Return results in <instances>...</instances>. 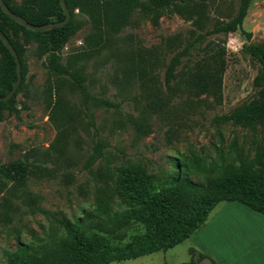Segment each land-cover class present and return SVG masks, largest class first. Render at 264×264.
<instances>
[{
  "label": "rangeland",
  "instance_id": "374dc122",
  "mask_svg": "<svg viewBox=\"0 0 264 264\" xmlns=\"http://www.w3.org/2000/svg\"><path fill=\"white\" fill-rule=\"evenodd\" d=\"M236 3L205 0L208 17L202 29L192 18L169 11L153 23L136 8L109 39V49L93 53L83 42L90 21L74 9L81 25L61 55L64 60L73 57V66L88 76L92 94L109 99V106L88 104L95 128L82 119V95L68 81L48 74L35 43L24 44L19 83L24 87L13 93L12 105L0 119V164L27 159L41 169H34L20 184L6 182L0 191V264L18 243L40 248L59 241L63 230L54 217L81 220L93 230L104 228L122 241L139 232V225L112 224L104 213L125 207L112 183L120 166L160 179L179 164L196 181L242 161L264 173V122L220 119L258 95L253 79L259 64L242 53L245 38L240 30L205 34L200 44L222 52L225 69L217 93L196 94L182 81L168 90L161 86L170 56L195 34L228 19ZM241 28L251 33V42L264 41V0H251ZM137 52L156 60L142 79L134 66ZM151 82L159 86L158 97L146 93ZM58 100L61 111L55 108ZM96 141L104 144L103 156L90 157ZM262 222L264 215L235 201H221L200 228L174 246L109 264H240L243 231ZM230 224L239 230L224 237V226Z\"/></svg>",
  "mask_w": 264,
  "mask_h": 264
},
{
  "label": "trees",
  "instance_id": "16d2710c",
  "mask_svg": "<svg viewBox=\"0 0 264 264\" xmlns=\"http://www.w3.org/2000/svg\"><path fill=\"white\" fill-rule=\"evenodd\" d=\"M3 1L13 13L31 24L40 25L64 18L59 0ZM250 2L251 0H237L228 19L219 20L210 29L195 34L174 52L165 64L161 86L168 90L174 83L180 84L182 81L196 94L208 91L217 93L225 69L222 52L208 50L200 44L205 34L226 35L240 30L245 38L241 46L242 53L250 55L259 64L253 79L258 95L230 113L222 115L220 119L253 125L264 122V41L251 42V33L241 28ZM65 3L70 13L69 20L62 26L46 30H30L15 22L0 8V30L18 56L21 75L24 44L35 43L36 53L44 57L43 63L48 74L68 81L82 95V119L93 128L95 122L88 104L91 102L109 106L110 102L106 97L91 93L88 76L73 66L72 56L64 60L61 55L62 47L81 25L74 18V9L77 8L90 21L91 30L83 37L89 53L109 49V39L120 31L136 8L153 23L169 11L192 18L199 29L204 27V20L208 17L205 0H65ZM141 56L139 52L136 53L134 66L140 73V78H144L156 64V60ZM15 79L14 59L0 39V95H4L11 88ZM22 87L24 86L19 84L14 94ZM146 88L149 97L159 96L160 90L156 83L151 82ZM14 94L9 99L0 101V119L3 111L11 107ZM150 102L154 104L152 99ZM55 108L57 111L62 110L60 100L55 102ZM64 131L62 127V136ZM103 147L102 142L96 141L90 157L103 156ZM173 168L175 171L165 172L160 179L129 165L116 169L115 178L112 180L113 190L125 207L112 213L105 210L104 213L112 224L139 225L140 231L131 235L127 241L112 236L104 228L90 229L81 220L54 217L63 230L59 241L53 246L42 245L40 248L18 243L14 251L7 252L3 264H109L165 250L200 228L214 206L221 201H235L264 215V173L243 161L239 165L228 164L216 176H206L200 181L186 176L179 164ZM34 169H41L40 165L27 159L0 164V191L8 181L20 184ZM200 256L205 257L203 254Z\"/></svg>",
  "mask_w": 264,
  "mask_h": 264
},
{
  "label": "water",
  "instance_id": "95a60500",
  "mask_svg": "<svg viewBox=\"0 0 264 264\" xmlns=\"http://www.w3.org/2000/svg\"><path fill=\"white\" fill-rule=\"evenodd\" d=\"M59 2H60L62 10L64 12V18L62 20H59V21L47 22L45 24H40V25L31 24V23L27 22L20 15L13 13L6 6V4L4 3L3 0H0V8L5 14H7L10 18H12L15 22L23 25L24 27H26L30 30H46V29H50L52 27L62 26L69 20L70 13L67 9L65 0H59ZM0 39L2 40L4 45L7 47V49L10 51V53L14 59L15 65H16V79H15L13 85L4 95H0V101H5V100L9 99L12 96V94L15 92L17 86L20 83L21 74H20V63H19L18 56H17L12 44L10 43L8 38L1 32V30H0Z\"/></svg>",
  "mask_w": 264,
  "mask_h": 264
},
{
  "label": "crops",
  "instance_id": "0c3cea01",
  "mask_svg": "<svg viewBox=\"0 0 264 264\" xmlns=\"http://www.w3.org/2000/svg\"><path fill=\"white\" fill-rule=\"evenodd\" d=\"M236 230H239L237 225H226L224 226L222 234L224 237L225 235L229 236ZM243 237L245 238V241L241 243L242 248H244L242 251L243 256H240L241 258H239L240 260H243V262L240 261V264H264V222L254 225L252 228H247L245 232L243 231ZM230 246L229 241H226L227 249Z\"/></svg>",
  "mask_w": 264,
  "mask_h": 264
},
{
  "label": "bare ground",
  "instance_id": "6f19581e",
  "mask_svg": "<svg viewBox=\"0 0 264 264\" xmlns=\"http://www.w3.org/2000/svg\"><path fill=\"white\" fill-rule=\"evenodd\" d=\"M257 254V253H256Z\"/></svg>",
  "mask_w": 264,
  "mask_h": 264
}]
</instances>
